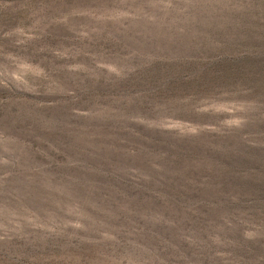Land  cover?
Here are the masks:
<instances>
[{"label": "rangeland", "instance_id": "1", "mask_svg": "<svg viewBox=\"0 0 264 264\" xmlns=\"http://www.w3.org/2000/svg\"><path fill=\"white\" fill-rule=\"evenodd\" d=\"M0 264H264V0H0Z\"/></svg>", "mask_w": 264, "mask_h": 264}]
</instances>
